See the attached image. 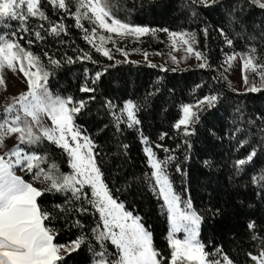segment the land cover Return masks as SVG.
<instances>
[{
    "label": "snow or ice",
    "instance_id": "1",
    "mask_svg": "<svg viewBox=\"0 0 264 264\" xmlns=\"http://www.w3.org/2000/svg\"><path fill=\"white\" fill-rule=\"evenodd\" d=\"M119 3L0 0V88L7 87L5 70L23 73L24 84L23 90L0 105V264H76L73 254L79 257L82 251L87 252V264H237L221 245L213 244L208 250L200 238L206 216H222L226 209L213 204L211 194L207 208L194 205L187 162L194 143L191 137L197 134L203 114L227 99L225 87L239 91L225 75L233 61L239 60L245 93L264 89V16L248 19L253 8L264 12V0H183L180 7L187 18L199 23L195 28L179 29L134 23L119 15ZM205 12H219V23H209ZM65 17L74 25L65 23ZM72 26L90 46L88 50L71 38ZM158 32L166 34V42H161L169 48L167 57L173 65L194 58L196 68L213 73L192 89L196 93L206 87L203 95H194L193 102L178 105L177 118L170 125L173 135L158 133L156 141L178 140L175 148L151 141L138 115L149 98L160 92V76L135 99L112 97L101 88L102 77L110 68L141 63L130 60V52L140 53L143 63L160 72L177 71V67L154 63L147 50L119 46L120 41L139 43L146 36L157 39ZM213 32L221 42L218 64L212 63L209 48ZM237 42L243 43V50L237 49ZM33 45L40 51L34 52ZM92 50L110 63L94 58ZM176 52L181 54L177 56ZM114 53L123 59H115ZM77 63L82 68L74 74L79 80L77 88L54 91L52 80L65 66ZM249 74L259 83H250ZM94 103L97 114L106 115L108 122L97 125L93 133L78 118L91 114ZM109 129L111 137L101 141L99 137ZM124 129L136 132L147 167L140 173L124 172L117 186L109 170V158L113 156L109 145L115 142L116 159H128L129 145L120 139ZM208 132L217 135L211 128ZM225 137L234 145L233 152L248 147L245 155L234 159L232 175L246 178L243 187L264 206V165L256 164L264 154V114L247 113L243 102H238L231 127L220 138ZM6 138L14 140L10 147ZM45 142L60 150L67 170H62ZM153 146L164 156L160 157ZM179 149L183 150L182 159L177 155ZM203 164L211 169L213 161L205 159ZM143 192L162 201L158 207L166 213V249L154 246L153 233L142 222L134 197ZM88 215L91 220L86 224L84 217ZM246 228L257 248L256 254L249 251L246 255L254 264H264V222L258 225L249 218ZM62 230L70 237L63 243L56 240Z\"/></svg>",
    "mask_w": 264,
    "mask_h": 264
},
{
    "label": "trees",
    "instance_id": "2",
    "mask_svg": "<svg viewBox=\"0 0 264 264\" xmlns=\"http://www.w3.org/2000/svg\"><path fill=\"white\" fill-rule=\"evenodd\" d=\"M182 2L183 0H120L119 7L121 10L119 15L121 17L127 16L134 23L148 24L158 28L179 29L181 27H197L199 21L194 22L187 18L184 10L180 7ZM128 9H131V11L128 12ZM49 15H51L50 10ZM204 16L211 24L215 25L219 23V12H205ZM261 16H264V12L258 8H253L248 14V19L253 20V18ZM53 18L55 19L56 17ZM12 23L15 25L16 22ZM65 23L74 25V21L69 17H65ZM85 25L87 26V22H85ZM70 36L76 41V45L85 48V50L89 49L90 46L81 38L79 30L74 26L70 28ZM157 37V39L151 36L141 37L139 43L135 40L120 41L119 46L126 50L138 47L148 52H162L166 58L167 67H177L168 59L166 44L161 42H166V34L158 32ZM65 39H68V37ZM201 41L203 42L202 37ZM49 43H52L50 38ZM220 47V38L213 32L212 38L209 41V48L212 49V63L214 64H218L221 59ZM224 47L227 50V46ZM236 47L238 50H243V43L237 42ZM32 50L39 52L40 47L33 45ZM92 51L94 58L101 59L105 63H110L106 58L100 57L94 50ZM69 54H71L70 49ZM114 54L120 55L118 53ZM140 55L137 52L129 53V57ZM137 61H141V63L136 65L119 64L110 68L109 73L102 77L101 88L106 95L112 97L123 99L131 96L135 99L137 96L142 97L156 76H160V92L149 98L147 107L142 109L138 115L142 121L143 131L145 135L150 137L151 141H156L157 135L161 131H166L169 135H173L170 125L177 118L178 105L182 102H193L194 95H203L207 91L206 87L198 89L196 93H193L192 89L194 85L201 83V81H207L213 73L198 69L195 65L191 67H177L178 70L175 72H160L158 68L148 67L147 64L142 62L143 60ZM87 66L93 67L91 64ZM221 70L223 71V69ZM78 71H82L79 63L65 66L58 73V77L52 80L53 90L68 89L71 91L77 88L79 80L74 74ZM224 91L227 99L217 108L203 114L202 123L196 126L197 134L191 137L194 143L193 149L189 154L190 159L187 162L188 179L191 184L194 205L198 209H205L209 206V194L213 197V204L226 209L222 216L213 218L209 214L202 222L200 238L208 246V250H211L213 244H219L237 264H254L246 255L249 251L253 254L257 252V248L254 246L256 242L249 238L246 222L249 218L255 219L258 225L264 222V206L260 205L259 198L250 189L243 187L246 178L242 179L239 176H233L231 169L234 159L245 155L249 149L245 146L240 148L238 152H233L232 148L234 145L230 144L226 137H220H223L224 131L231 127L233 108L237 106L238 102H243V107L247 113L264 114V89L256 93H245L244 91L232 92L225 87ZM77 95L83 94L77 92ZM78 122L94 133L96 126L107 123L108 118L106 115L100 116L97 114L96 104L94 103L91 105V114H83L78 118ZM209 128L217 133L215 137L208 132ZM111 135L112 130L109 129L99 139L104 141L111 137ZM120 139L129 145L128 159L126 161L123 158H115L114 141L109 145L113 149V156L109 158V170L117 186L120 185V176L124 172L140 173L145 171L147 167L142 151L143 146L139 143L136 132L132 129H124ZM156 142L175 148L178 140L166 138L163 141ZM45 146L48 147L50 152L55 154L56 159L61 164L62 170H67L66 158L61 156L60 150L55 145L48 146L47 142H45ZM153 150L160 157L164 156L163 151L156 149L154 146ZM177 155L182 159L183 150H177ZM205 159L213 161L211 169L204 166L203 161ZM256 164L258 166L264 165V154H261L256 159ZM247 170L249 174H253L250 168ZM173 175L174 177L176 176L174 172ZM25 178L28 179L29 177ZM176 178V187L179 190V179L178 177ZM130 199H133V197H130ZM134 199L142 216V222L153 233L154 246L159 249H166V234L168 229L166 213H162L158 207V204H162V201H158L149 192L140 193ZM90 220L91 215L84 217L86 224ZM74 234L75 230H73ZM69 238V233L62 230L60 235L56 237V240L63 243ZM73 256L76 258V264H87L86 251H82L79 257H76V254H73ZM69 264H72V261H69Z\"/></svg>",
    "mask_w": 264,
    "mask_h": 264
},
{
    "label": "rangeland",
    "instance_id": "3",
    "mask_svg": "<svg viewBox=\"0 0 264 264\" xmlns=\"http://www.w3.org/2000/svg\"><path fill=\"white\" fill-rule=\"evenodd\" d=\"M167 48V52L169 51V48ZM149 53V59L152 60L154 63H165L166 64V58L163 55H153L155 52H148ZM181 53L176 52L175 55L179 56ZM115 55V54H114ZM115 58L118 60H122L123 57L121 55H115ZM131 60H143L142 55L140 56H131L129 57ZM196 64V61L194 58H189L185 62H182L178 65L177 67H187V66H194ZM240 65H239V60L233 61L232 67L226 72V75L228 77V80L231 81L232 86L239 91H244V85H243V80L241 78V74L239 71ZM5 76H6V88H0V105L3 103L7 102V97L10 95H16L19 93V91L24 89V84L21 82V78L23 76V73H19L17 70V73H13L10 70H5ZM255 82L258 84L259 80L254 77V75L249 74V82ZM7 146H11L14 143V140L12 138H6L5 141ZM19 174V173H18Z\"/></svg>",
    "mask_w": 264,
    "mask_h": 264
}]
</instances>
